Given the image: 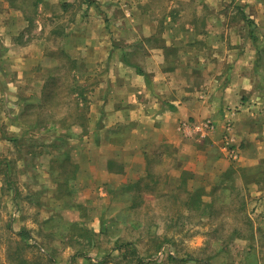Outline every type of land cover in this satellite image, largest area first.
<instances>
[{"label": "crops", "instance_id": "0c3cea01", "mask_svg": "<svg viewBox=\"0 0 264 264\" xmlns=\"http://www.w3.org/2000/svg\"><path fill=\"white\" fill-rule=\"evenodd\" d=\"M52 10L66 17L59 28ZM42 18L72 67L99 83L71 141L81 152L65 160L68 187H53L47 204L70 213L73 257L130 264L122 252L135 239L124 229L147 226L173 198L198 209L201 189L246 159L264 121V0H0V67L52 60ZM3 70L0 81L12 80Z\"/></svg>", "mask_w": 264, "mask_h": 264}, {"label": "rangeland", "instance_id": "374dc122", "mask_svg": "<svg viewBox=\"0 0 264 264\" xmlns=\"http://www.w3.org/2000/svg\"><path fill=\"white\" fill-rule=\"evenodd\" d=\"M52 13L58 15L52 29L59 28L66 17L57 10ZM48 22L39 20V36L49 45L54 42L44 50L54 59L26 68L0 67L12 79L0 81V264H87V259L73 257L79 247L69 236L70 213L54 211L47 203L55 196L53 187L59 196L68 187L64 175L74 167L65 160L81 152L71 141L81 133L77 126L85 130L88 96L99 83L90 76L83 79L77 66L72 67L57 45L59 35L48 32ZM49 73L55 75L49 81L31 80ZM256 129L246 159L234 162L223 179L216 178V184L196 195L198 209L185 211L173 198L172 203L167 200L174 202L172 209H152L144 217L147 226L124 229L125 238L135 239L122 252L124 260L264 264V121ZM83 245L91 246L87 240Z\"/></svg>", "mask_w": 264, "mask_h": 264}, {"label": "built area", "instance_id": "2783aa9c", "mask_svg": "<svg viewBox=\"0 0 264 264\" xmlns=\"http://www.w3.org/2000/svg\"><path fill=\"white\" fill-rule=\"evenodd\" d=\"M202 125L204 127H206L207 129H210V130H212L214 128L213 123L209 119L204 120V122L202 123ZM230 129H231V123L228 122L225 125V130L226 131H225V134H224V137L223 138L227 142V145H228L227 150L229 152L230 158L234 159V158L237 157V149L233 146V144H231V141H230L231 137L229 139V136L228 135H229Z\"/></svg>", "mask_w": 264, "mask_h": 264}, {"label": "trees", "instance_id": "16d2710c", "mask_svg": "<svg viewBox=\"0 0 264 264\" xmlns=\"http://www.w3.org/2000/svg\"><path fill=\"white\" fill-rule=\"evenodd\" d=\"M251 231H250V233L249 234H253V232H254V230H252V229H250ZM243 236V235H242ZM141 260V259H140Z\"/></svg>", "mask_w": 264, "mask_h": 264}]
</instances>
